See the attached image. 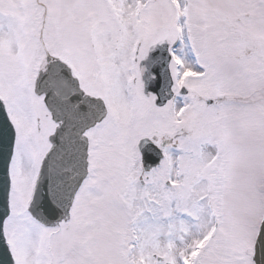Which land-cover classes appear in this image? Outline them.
<instances>
[{
    "label": "snow or ice",
    "instance_id": "1",
    "mask_svg": "<svg viewBox=\"0 0 264 264\" xmlns=\"http://www.w3.org/2000/svg\"><path fill=\"white\" fill-rule=\"evenodd\" d=\"M0 264H264V0H0Z\"/></svg>",
    "mask_w": 264,
    "mask_h": 264
}]
</instances>
